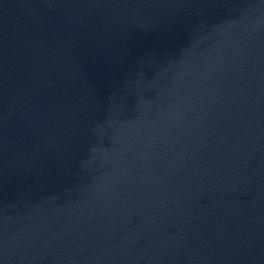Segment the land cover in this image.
Wrapping results in <instances>:
<instances>
[{
	"label": "water",
	"instance_id": "obj_1",
	"mask_svg": "<svg viewBox=\"0 0 264 264\" xmlns=\"http://www.w3.org/2000/svg\"><path fill=\"white\" fill-rule=\"evenodd\" d=\"M0 264H264V0H0Z\"/></svg>",
	"mask_w": 264,
	"mask_h": 264
}]
</instances>
